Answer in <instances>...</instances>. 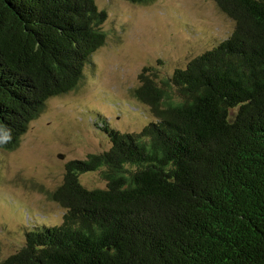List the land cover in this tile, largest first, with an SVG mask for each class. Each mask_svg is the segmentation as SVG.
<instances>
[{"label":"trees","instance_id":"16d2710c","mask_svg":"<svg viewBox=\"0 0 264 264\" xmlns=\"http://www.w3.org/2000/svg\"><path fill=\"white\" fill-rule=\"evenodd\" d=\"M214 1L232 31L171 72L142 69L139 130L92 113L109 147L66 163L62 218L30 210L0 264H264V0ZM107 17L96 0H0V150L78 86ZM95 170L104 185L86 186Z\"/></svg>","mask_w":264,"mask_h":264},{"label":"rangeland","instance_id":"374dc122","mask_svg":"<svg viewBox=\"0 0 264 264\" xmlns=\"http://www.w3.org/2000/svg\"><path fill=\"white\" fill-rule=\"evenodd\" d=\"M96 2L108 14L107 38L92 54L82 81L47 99L18 145L0 150V260L22 246L23 225L33 212L49 222L62 218L50 192L63 182L66 163L109 147L110 139L93 121L94 111L120 130H139L149 120L132 94L142 69L162 59L159 72H171L234 27L214 0ZM81 180L89 187L105 182L100 170L82 174Z\"/></svg>","mask_w":264,"mask_h":264}]
</instances>
